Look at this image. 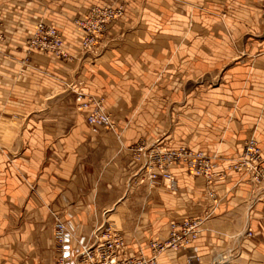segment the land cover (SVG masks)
<instances>
[{
    "label": "crops",
    "instance_id": "1",
    "mask_svg": "<svg viewBox=\"0 0 264 264\" xmlns=\"http://www.w3.org/2000/svg\"><path fill=\"white\" fill-rule=\"evenodd\" d=\"M219 2L0 0V264L52 263L61 220L72 256L103 222L125 229L132 255H149L170 221L202 213L205 182L183 166L173 169L175 194L161 184L142 193L131 186L141 146L206 152L230 176L216 188L220 206L199 241L167 252L163 264L196 256L210 264L243 228L264 240V186L249 210L252 188L230 170L254 134L264 154V40L257 13L207 10ZM94 7L124 13L98 52L85 54L74 20ZM42 21L58 27L72 60L29 57ZM242 51L249 56L239 60ZM74 91L103 99L114 130L91 133Z\"/></svg>",
    "mask_w": 264,
    "mask_h": 264
},
{
    "label": "built area",
    "instance_id": "2",
    "mask_svg": "<svg viewBox=\"0 0 264 264\" xmlns=\"http://www.w3.org/2000/svg\"><path fill=\"white\" fill-rule=\"evenodd\" d=\"M123 8L94 7L85 19H76L74 24L81 35V51L85 54L98 52L100 42L108 27L123 16ZM28 54L46 53L60 61H69L74 57L65 49L63 37L56 25L40 22L34 35L28 41ZM79 110L86 114V122L92 133L110 130L114 127L110 114L107 113L103 99L74 91ZM154 147L148 150L141 146L137 150V161H142L139 169L144 172L139 177L145 178L151 185L161 184L175 194L177 177L173 169L185 166L189 176L202 178L205 182L206 207L196 216L183 221L172 220L168 225L166 237H156L149 242L150 254L142 250L132 255L126 235L116 230L114 226L102 223L94 229L90 242L77 246L75 255L66 253L70 244L71 234L66 221H57L53 240L56 244V256L49 264H163L161 257L167 252L183 254L201 237L203 224L212 218L219 209L220 198L217 186L226 182L229 175L218 171L217 157L206 152H195L183 146L179 149L165 150ZM152 149V148H151ZM264 157L255 139L246 142L243 154L230 167L231 171L242 173L245 183L252 188L249 199V210L262 197L257 189L264 186ZM138 176V175H137ZM142 181V179H141ZM251 236V231H249ZM200 257L187 258L185 264H198Z\"/></svg>",
    "mask_w": 264,
    "mask_h": 264
},
{
    "label": "rangeland",
    "instance_id": "3",
    "mask_svg": "<svg viewBox=\"0 0 264 264\" xmlns=\"http://www.w3.org/2000/svg\"><path fill=\"white\" fill-rule=\"evenodd\" d=\"M219 1H220L218 3L219 5H217L218 8H216V4H214V5L208 4L207 10L208 9L210 11H217L218 10L220 12H223L226 16L228 14H232V13H235L238 11H241V12L242 11L243 12L251 11V12L257 13L258 14L257 19L254 22L257 23L256 28H257V31L260 33L259 36L261 38H263L262 40H264V0H219ZM42 22H44V21H42ZM248 56L249 55L247 52L242 51L241 53L238 54V59L243 60V59L248 58ZM113 130H114V127L112 129L106 130V131H113ZM91 133H92V131H91ZM99 133H100V131H99ZM250 139H255L256 141H258L257 136L255 134L252 135L248 140H250ZM258 144L261 148V145L259 142H258ZM245 145H246V143H245ZM151 148H152L151 146L147 147L148 150H153V148L152 149ZM160 149H162V148H160ZM244 149H245V147H244ZM137 150H138V148L134 152V161L138 167V170L136 172V177H139L141 175L140 173H142V175H143L144 172H142V170L141 171L139 170L142 166V161H137V159H136L137 158ZM261 150H262V148H261ZM262 154H263V151H262ZM263 157H264V154H263ZM236 160H235V162H236ZM216 164H218L217 160H216ZM180 166H183V165H180ZM263 166H264V162H263ZM183 167H185V166H183ZM185 171H186V168H185ZM141 179H142V181H141ZM132 182L133 183L131 186L135 187V188H139L140 189L139 191L141 193L143 191L145 192L146 189L148 190L149 185L151 186V184L148 183V181L142 177L141 178L139 177L138 182L134 181V180ZM261 200H263L262 197L260 199H258L255 203L261 202ZM104 224L109 225L106 222ZM114 228L116 230L122 232L123 234L125 232V229H123L120 226H114ZM249 231H251V236H249V234H248ZM124 235H126V234H124ZM259 237H260L259 232L252 229V228L241 229L240 232L237 233V235H235L234 238H232L231 246H227L225 248H222V250L217 252V254L215 255L214 259H212L210 264H264V248H263L262 243H261V242H264V240H263V238H261L262 239L261 240ZM247 241H254V243L255 242H257V243H255V246L253 248L249 249L245 245Z\"/></svg>",
    "mask_w": 264,
    "mask_h": 264
},
{
    "label": "bare ground",
    "instance_id": "4",
    "mask_svg": "<svg viewBox=\"0 0 264 264\" xmlns=\"http://www.w3.org/2000/svg\"><path fill=\"white\" fill-rule=\"evenodd\" d=\"M204 224H205V223H204ZM204 224H203V225H204ZM202 227H203V226H202ZM202 229H203V228H202Z\"/></svg>",
    "mask_w": 264,
    "mask_h": 264
}]
</instances>
